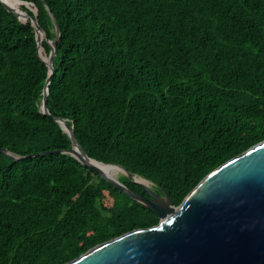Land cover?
Instances as JSON below:
<instances>
[{
  "label": "trees",
  "instance_id": "16d2710c",
  "mask_svg": "<svg viewBox=\"0 0 264 264\" xmlns=\"http://www.w3.org/2000/svg\"><path fill=\"white\" fill-rule=\"evenodd\" d=\"M52 116L177 205L264 139V0H0V149H70ZM157 222L69 153L0 152V264H64Z\"/></svg>",
  "mask_w": 264,
  "mask_h": 264
},
{
  "label": "water",
  "instance_id": "95a60500",
  "mask_svg": "<svg viewBox=\"0 0 264 264\" xmlns=\"http://www.w3.org/2000/svg\"><path fill=\"white\" fill-rule=\"evenodd\" d=\"M44 57L48 75L40 103L42 113L52 70L51 54ZM53 119L70 133V149L23 156L5 149L0 152L14 160L69 153L158 217L157 224L135 228L96 244L64 264H264V139L211 170L175 205L165 192L158 194L137 180L145 178L117 164L86 156L72 129L65 127L63 119ZM93 162L117 167L128 179L139 183L153 200L133 191Z\"/></svg>",
  "mask_w": 264,
  "mask_h": 264
},
{
  "label": "rangeland",
  "instance_id": "374dc122",
  "mask_svg": "<svg viewBox=\"0 0 264 264\" xmlns=\"http://www.w3.org/2000/svg\"><path fill=\"white\" fill-rule=\"evenodd\" d=\"M47 75H48V73H47ZM47 80V79H46ZM122 173L120 172V171H115V170H113L112 172H111V175L113 176V177H115L116 179H121L122 178V175H121ZM141 179V178H140ZM141 181H143L142 183H144V184H146L147 186H149V187H151L152 189H153V183L152 182H150L149 180H146V179H141ZM140 181V182H141ZM168 212V211H167Z\"/></svg>",
  "mask_w": 264,
  "mask_h": 264
},
{
  "label": "bare ground",
  "instance_id": "6f19581e",
  "mask_svg": "<svg viewBox=\"0 0 264 264\" xmlns=\"http://www.w3.org/2000/svg\"><path fill=\"white\" fill-rule=\"evenodd\" d=\"M96 166H98L99 168H101V169H103L105 172H108L110 175H111V172L113 171V170H115V171H119L118 170V168L117 167H115V166H106V165H102V164H99V163H95V162H93ZM137 180L138 181H141V179L140 178H137ZM141 182H143V181H141Z\"/></svg>",
  "mask_w": 264,
  "mask_h": 264
},
{
  "label": "flooded vegetation",
  "instance_id": "af4514ba",
  "mask_svg": "<svg viewBox=\"0 0 264 264\" xmlns=\"http://www.w3.org/2000/svg\"><path fill=\"white\" fill-rule=\"evenodd\" d=\"M119 180V179H118ZM120 181V180H119ZM143 188V187H142ZM153 190L156 192V193H158V194H162V193H159L158 191H156V189L155 188H153ZM143 191H144V193L147 195L146 197L150 200V201H152L153 199H152V197L149 195V193L147 192V191H145L144 189H143ZM140 194V193H139ZM144 195V194H143ZM148 209V208H147ZM150 210V209H149Z\"/></svg>",
  "mask_w": 264,
  "mask_h": 264
}]
</instances>
